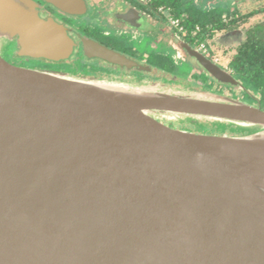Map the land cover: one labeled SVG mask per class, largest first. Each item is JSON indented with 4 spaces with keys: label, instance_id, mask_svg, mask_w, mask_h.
Returning a JSON list of instances; mask_svg holds the SVG:
<instances>
[{
    "label": "water",
    "instance_id": "1",
    "mask_svg": "<svg viewBox=\"0 0 264 264\" xmlns=\"http://www.w3.org/2000/svg\"><path fill=\"white\" fill-rule=\"evenodd\" d=\"M0 33L28 56L74 50L30 0H0ZM0 264H264V110L190 85L0 62Z\"/></svg>",
    "mask_w": 264,
    "mask_h": 264
},
{
    "label": "flooded vegetation",
    "instance_id": "2",
    "mask_svg": "<svg viewBox=\"0 0 264 264\" xmlns=\"http://www.w3.org/2000/svg\"><path fill=\"white\" fill-rule=\"evenodd\" d=\"M30 2L43 20H54L66 31L74 44L73 53L64 59L28 56L21 36L0 33V62L6 66L89 79L190 85L237 97L264 110L262 91L248 81L255 77L252 63L261 65L259 72L264 75V0H75L74 7L58 0ZM83 20L90 24H82ZM93 46L115 52L127 62L104 60L94 55ZM200 59L236 84L218 81ZM188 129L224 135L207 124Z\"/></svg>",
    "mask_w": 264,
    "mask_h": 264
},
{
    "label": "trees",
    "instance_id": "3",
    "mask_svg": "<svg viewBox=\"0 0 264 264\" xmlns=\"http://www.w3.org/2000/svg\"><path fill=\"white\" fill-rule=\"evenodd\" d=\"M254 64V65H253ZM253 65V66H252ZM252 65H251V67H252V69L251 70H253V74H255V77L254 78H249L248 79V81L249 82H251L252 84H253V86L257 89V90H261L262 91V94H263V96H264V75H262L260 72H259V70H260V66H259V64H256V63H252ZM255 72V73H254ZM207 125H209V124H207ZM209 126H211V125H209ZM212 127V126H211ZM213 128V127H212ZM214 129V128H213ZM214 130H216V131H222L223 132V134L224 133H227V131L226 132H224L223 130H219V129H214Z\"/></svg>",
    "mask_w": 264,
    "mask_h": 264
},
{
    "label": "rangeland",
    "instance_id": "4",
    "mask_svg": "<svg viewBox=\"0 0 264 264\" xmlns=\"http://www.w3.org/2000/svg\"><path fill=\"white\" fill-rule=\"evenodd\" d=\"M90 22V20H83V21H81V23L82 24H90L89 23ZM78 23V22H77ZM183 69V71L185 72V73H187V69L185 70L184 68H182ZM203 80H205V78H202V81ZM126 82H128V81H126ZM213 91V90H212ZM216 92V91H215ZM218 93H220V92H218ZM221 94H223V93H221ZM223 95H225V94H223ZM227 96V95H226ZM232 98V97H231ZM233 99H237V100H239L237 97H233ZM246 103V102H245ZM159 121H161L162 123H164L165 125H168V124H170V123H172V124H176V125H181V126H186V128H183V129H188V127H192L193 125H189V124H182L179 120H174V119H162V120H159ZM202 124H206V123H202ZM201 124V125H202ZM211 127V126H210ZM177 128V127H176ZM212 128V127H211ZM189 130V129H188ZM228 134V133H227ZM231 134V133H230ZM229 134V135H230Z\"/></svg>",
    "mask_w": 264,
    "mask_h": 264
}]
</instances>
